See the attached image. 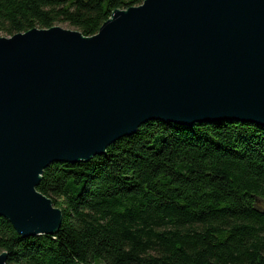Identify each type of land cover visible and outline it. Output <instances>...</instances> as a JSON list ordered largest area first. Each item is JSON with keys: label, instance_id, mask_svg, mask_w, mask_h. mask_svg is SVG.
I'll list each match as a JSON object with an SVG mask.
<instances>
[{"label": "water", "instance_id": "obj_1", "mask_svg": "<svg viewBox=\"0 0 264 264\" xmlns=\"http://www.w3.org/2000/svg\"><path fill=\"white\" fill-rule=\"evenodd\" d=\"M151 120L264 127V0H143L92 36H0V217L24 237L54 234L63 213L37 190L43 170Z\"/></svg>", "mask_w": 264, "mask_h": 264}, {"label": "trees", "instance_id": "obj_2", "mask_svg": "<svg viewBox=\"0 0 264 264\" xmlns=\"http://www.w3.org/2000/svg\"><path fill=\"white\" fill-rule=\"evenodd\" d=\"M143 0H0V35L67 23L96 34ZM37 190L63 213L22 236L0 217L6 264H264V127L151 120L89 160L54 162Z\"/></svg>", "mask_w": 264, "mask_h": 264}, {"label": "rangeland", "instance_id": "obj_3", "mask_svg": "<svg viewBox=\"0 0 264 264\" xmlns=\"http://www.w3.org/2000/svg\"><path fill=\"white\" fill-rule=\"evenodd\" d=\"M57 26H60V27H62V28H64V29H76L75 27H73V26H70V25H68L67 23H58V24H56ZM0 36H5V35H0Z\"/></svg>", "mask_w": 264, "mask_h": 264}]
</instances>
